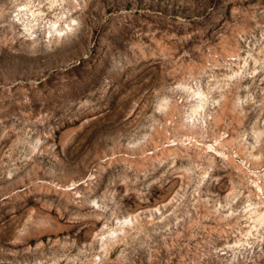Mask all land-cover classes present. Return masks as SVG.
<instances>
[{"label": "rangeland", "instance_id": "1", "mask_svg": "<svg viewBox=\"0 0 264 264\" xmlns=\"http://www.w3.org/2000/svg\"><path fill=\"white\" fill-rule=\"evenodd\" d=\"M0 264H264V0H0Z\"/></svg>", "mask_w": 264, "mask_h": 264}]
</instances>
